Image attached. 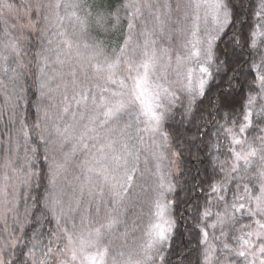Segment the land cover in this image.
I'll return each mask as SVG.
<instances>
[{"label": "snow or ice", "instance_id": "snow-or-ice-1", "mask_svg": "<svg viewBox=\"0 0 264 264\" xmlns=\"http://www.w3.org/2000/svg\"><path fill=\"white\" fill-rule=\"evenodd\" d=\"M0 264H264V0H0Z\"/></svg>", "mask_w": 264, "mask_h": 264}, {"label": "rangeland", "instance_id": "rangeland-1", "mask_svg": "<svg viewBox=\"0 0 264 264\" xmlns=\"http://www.w3.org/2000/svg\"><path fill=\"white\" fill-rule=\"evenodd\" d=\"M201 16H202V19H201V22H200V26H201V30L203 31L206 27L207 28H211V21L209 19L208 23L205 24L204 20H203V13H201ZM188 67H191L194 69V72H193V76H197L198 75V71H196L197 69V65L195 63V61H193L192 63H190L188 65ZM171 79H175V77H171ZM160 164H161V168H160V173L163 175L164 179H165V182L168 181V178L166 177L167 175V168H168V161L167 160H163V161H160ZM149 167L152 169V172L155 173L156 169H155V162L153 163H150ZM160 182L159 180V177L156 176V175H151L150 176V188H151V197H149L150 199L148 200V198L143 194V204L144 205V211H147V204L148 202L155 196V192L152 190V187L155 185V184H158ZM147 199V201H146Z\"/></svg>", "mask_w": 264, "mask_h": 264}, {"label": "trees", "instance_id": "trees-1", "mask_svg": "<svg viewBox=\"0 0 264 264\" xmlns=\"http://www.w3.org/2000/svg\"><path fill=\"white\" fill-rule=\"evenodd\" d=\"M167 130V129H166ZM256 133H252L251 135H255ZM166 177L168 178V181H175L176 179H178V177H173V176H170L169 175V169L167 168V175H166ZM145 188L147 189V191H145L144 193H142V195H141V201H143V194L148 198V200L150 199L149 197H151V188H150V177H149V179H148V181H147V183L145 184ZM181 196H183V193H181L180 194ZM146 201H147V199H146ZM148 202V201H147ZM146 204V203H145ZM144 204V205H145ZM213 211H215L216 209L215 208H213L212 209ZM146 212V211H145ZM214 217L213 218H211V219H209L208 220V224H211V223H213L214 222ZM208 232H209V244H213V243H215L217 246H219V244H220V242L219 241H217V240H214V235L215 236H219V230L217 229V230H213V229H211V228H209L208 229ZM195 245V242H193V246ZM193 259H195V256L193 257Z\"/></svg>", "mask_w": 264, "mask_h": 264}]
</instances>
